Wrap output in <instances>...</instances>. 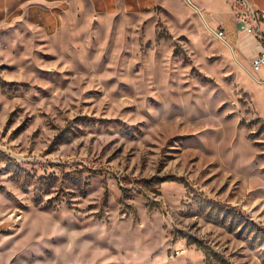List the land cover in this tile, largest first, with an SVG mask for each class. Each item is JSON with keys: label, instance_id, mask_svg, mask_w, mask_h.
Returning a JSON list of instances; mask_svg holds the SVG:
<instances>
[{"label": "rangeland", "instance_id": "rangeland-1", "mask_svg": "<svg viewBox=\"0 0 264 264\" xmlns=\"http://www.w3.org/2000/svg\"><path fill=\"white\" fill-rule=\"evenodd\" d=\"M130 1L0 23V264H264L254 54Z\"/></svg>", "mask_w": 264, "mask_h": 264}, {"label": "crops", "instance_id": "crops-1", "mask_svg": "<svg viewBox=\"0 0 264 264\" xmlns=\"http://www.w3.org/2000/svg\"><path fill=\"white\" fill-rule=\"evenodd\" d=\"M95 1L99 2L100 10L104 9L107 11H116L120 2L123 4L127 1L128 3L131 2L130 0H0V23L10 16H26L30 20H41L45 23L46 21L48 22V20H61L63 14H67L72 7L79 2L90 4ZM133 1L139 5L146 2V0ZM150 1L155 2L157 0ZM194 1L188 0V3L201 15L203 12L208 14L212 23L224 24L227 28V32L232 29V20L236 22V39L233 44L229 43L231 48L236 47L239 51H243L247 54L252 53L254 54L253 57L261 50V44L256 38L248 34L246 31L240 30L236 13L231 9L227 0ZM249 2L256 8H264V0H249ZM63 7L69 8L63 9ZM230 16L231 18L233 17V19L229 18ZM238 30L242 33L237 34ZM258 75L264 80V70L259 72Z\"/></svg>", "mask_w": 264, "mask_h": 264}, {"label": "built area", "instance_id": "built-area-1", "mask_svg": "<svg viewBox=\"0 0 264 264\" xmlns=\"http://www.w3.org/2000/svg\"><path fill=\"white\" fill-rule=\"evenodd\" d=\"M235 6V13L240 30L256 38L261 44V50L252 58V72L257 74L264 70V8H256L249 0H231ZM218 38L225 41V32L215 31Z\"/></svg>", "mask_w": 264, "mask_h": 264}, {"label": "trees", "instance_id": "trees-1", "mask_svg": "<svg viewBox=\"0 0 264 264\" xmlns=\"http://www.w3.org/2000/svg\"><path fill=\"white\" fill-rule=\"evenodd\" d=\"M207 256L210 257V252H207Z\"/></svg>", "mask_w": 264, "mask_h": 264}, {"label": "bare ground", "instance_id": "bare-ground-1", "mask_svg": "<svg viewBox=\"0 0 264 264\" xmlns=\"http://www.w3.org/2000/svg\"><path fill=\"white\" fill-rule=\"evenodd\" d=\"M226 44H229V42H227V41H224Z\"/></svg>", "mask_w": 264, "mask_h": 264}]
</instances>
